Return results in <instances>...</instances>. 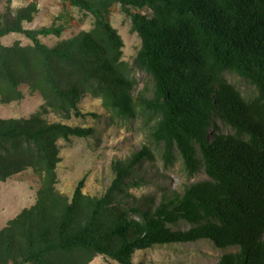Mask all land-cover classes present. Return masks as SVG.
<instances>
[{
    "label": "trees",
    "instance_id": "16d2710c",
    "mask_svg": "<svg viewBox=\"0 0 264 264\" xmlns=\"http://www.w3.org/2000/svg\"><path fill=\"white\" fill-rule=\"evenodd\" d=\"M95 18L93 26L48 44L64 24L27 26L30 1L0 13V103L43 99L29 116L0 117V181L27 168L39 177L34 203L0 228V264H89L103 254L133 264L137 249L209 239L237 245L215 264H264V0H65ZM118 3L140 37L133 65L150 77L136 95L124 40L108 19ZM17 32L30 40L4 44ZM248 80L246 96L225 77ZM90 94L120 118L150 117L148 141L111 162L99 194L80 178L71 196L58 187L59 141L90 137L96 128L70 122ZM53 111L58 118L44 116ZM221 119L232 130L213 131ZM177 159L187 177H205L160 195H136L146 160ZM184 223L186 226L182 227Z\"/></svg>",
    "mask_w": 264,
    "mask_h": 264
},
{
    "label": "rangeland",
    "instance_id": "374dc122",
    "mask_svg": "<svg viewBox=\"0 0 264 264\" xmlns=\"http://www.w3.org/2000/svg\"><path fill=\"white\" fill-rule=\"evenodd\" d=\"M30 1L37 3L38 12L27 26L40 27L51 23L64 24L60 36H41V40L53 44L61 38L69 37L81 29L93 26L94 16L65 0H0V13L8 9L15 10ZM111 24L117 28L124 40L123 58L132 65V75L136 79L133 93L136 95L145 86H150V77L143 70L135 67L133 61L138 48L140 37L131 30L130 17L115 3L108 16ZM4 44L19 41L21 44L30 43L24 35L11 32L1 38ZM225 77L241 88L246 96L253 95L256 90L246 79L231 72H225ZM24 97L10 103H0V117L29 116L41 109L43 99L39 94H31L25 87ZM79 107L84 112L93 111L98 116L86 115L72 117L70 122L84 126H93L96 133L90 137L74 136L70 141L60 140L61 161L58 163V189L71 196L77 181L84 177V190L99 194L108 185L113 175L111 162L113 159H123L136 151L148 141L150 117L147 113H139L134 118H120L107 110L98 97L84 95L79 101ZM50 120L58 116L53 111L44 113ZM218 128L213 131L230 132L232 128L221 119H217ZM139 185L130 188L136 195H160L161 187L180 188L185 183L205 177L203 171L193 177H187L182 162H176L167 168L163 166L161 157L156 154L154 161L146 160L144 168L139 173ZM40 181L38 175L27 168L15 176L0 181V228L7 220L16 215L23 207L34 203ZM182 227L186 225L181 224ZM237 245L216 247L206 238L194 241L169 242L157 244L147 249H137L131 259L133 264H215L219 256L226 251H233ZM89 264H121L111 258L98 254Z\"/></svg>",
    "mask_w": 264,
    "mask_h": 264
}]
</instances>
